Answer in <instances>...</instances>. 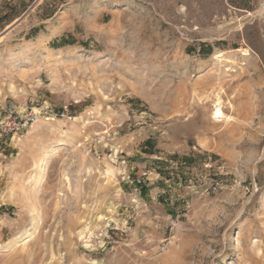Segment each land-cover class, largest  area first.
I'll use <instances>...</instances> for the list:
<instances>
[{
  "label": "rangeland",
  "instance_id": "374dc122",
  "mask_svg": "<svg viewBox=\"0 0 264 264\" xmlns=\"http://www.w3.org/2000/svg\"><path fill=\"white\" fill-rule=\"evenodd\" d=\"M0 1V264H264V0Z\"/></svg>",
  "mask_w": 264,
  "mask_h": 264
},
{
  "label": "built area",
  "instance_id": "2783aa9c",
  "mask_svg": "<svg viewBox=\"0 0 264 264\" xmlns=\"http://www.w3.org/2000/svg\"><path fill=\"white\" fill-rule=\"evenodd\" d=\"M36 116V114H31L25 118H21L20 120H11L6 124V131L8 133H17L19 131L25 130L36 120ZM170 225L171 229H175L177 226V221L173 220ZM171 244V237L164 238L163 242L161 243V250H166Z\"/></svg>",
  "mask_w": 264,
  "mask_h": 264
},
{
  "label": "bare ground",
  "instance_id": "6f19581e",
  "mask_svg": "<svg viewBox=\"0 0 264 264\" xmlns=\"http://www.w3.org/2000/svg\"><path fill=\"white\" fill-rule=\"evenodd\" d=\"M244 54H248V51H245ZM216 114H217V116L218 115H223L222 110L220 108H218L217 111H216Z\"/></svg>",
  "mask_w": 264,
  "mask_h": 264
}]
</instances>
